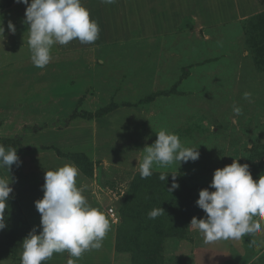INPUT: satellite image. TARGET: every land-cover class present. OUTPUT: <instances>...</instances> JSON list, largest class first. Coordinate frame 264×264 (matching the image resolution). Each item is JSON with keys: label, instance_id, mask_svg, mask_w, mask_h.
I'll return each instance as SVG.
<instances>
[{"label": "rangeland", "instance_id": "obj_1", "mask_svg": "<svg viewBox=\"0 0 264 264\" xmlns=\"http://www.w3.org/2000/svg\"><path fill=\"white\" fill-rule=\"evenodd\" d=\"M81 2L99 38L53 46L41 69L30 60L26 6L0 0V145L15 148L22 162L0 169L13 188L0 264H20L23 239L41 230L34 202L43 197L44 174L66 163L78 168L77 187L111 225L102 248L76 264H264V230L205 244L189 227L206 215L196 201L216 169L239 159L254 181L264 175V0ZM162 129L198 148L199 159L154 165L141 179L142 150ZM172 175L179 188L168 192ZM127 196L132 205L123 211ZM159 207L165 214L149 219ZM70 258L55 253L43 264Z\"/></svg>", "mask_w": 264, "mask_h": 264}, {"label": "clouds", "instance_id": "obj_2", "mask_svg": "<svg viewBox=\"0 0 264 264\" xmlns=\"http://www.w3.org/2000/svg\"><path fill=\"white\" fill-rule=\"evenodd\" d=\"M26 6L24 24L28 25L27 46L30 60L37 68H45L52 60L51 50L55 45H67L73 40L81 44H93L100 28L90 19L89 11L81 0H14ZM111 5L116 0H100ZM7 31L15 34L11 20ZM5 37L4 19L0 16V45ZM252 94L245 92L243 98L251 102ZM236 116L242 108L233 106ZM157 139L142 152L139 168L141 179L152 175L153 166L168 167L178 162H195L199 159L198 148L185 147L180 137L167 130L156 133ZM234 159L230 165L216 169L209 188L199 191L196 205L206 214L205 217L191 219L189 227L198 230L205 244L218 241L240 240L246 235L264 230V175L254 181L247 164L241 165ZM22 162L15 148L6 149L0 145V169L8 173L13 165ZM79 170L74 164H64L56 170L46 171L42 199L34 202L41 216L40 231L33 228L22 241L20 264H43L55 253L67 252V264H76L85 252L99 250L110 231V221L99 209L92 207L82 189L77 187ZM169 175L161 174L159 179L167 181ZM173 183L168 189L179 188L172 175ZM9 178L0 176V231L6 227V210L13 188ZM165 214L163 208H155L148 213L149 219ZM258 217V218H257Z\"/></svg>", "mask_w": 264, "mask_h": 264}, {"label": "trees", "instance_id": "obj_3", "mask_svg": "<svg viewBox=\"0 0 264 264\" xmlns=\"http://www.w3.org/2000/svg\"><path fill=\"white\" fill-rule=\"evenodd\" d=\"M135 188H137V190H139V189H142L143 187H140L141 186V184H135ZM124 203H125V205H124V208H123V211H125L126 210V208H128V211H129V207H130V205H132V199H131V197L130 196H127L126 197V199H125V201H124ZM153 234V233H152ZM149 251H147L146 250V253L144 252L143 254H142V256L143 257H147L149 260H150V256H151V253H148ZM152 252V251H151ZM153 253V252H152ZM140 255H141V253H140ZM146 261V260H145ZM147 262V261H146Z\"/></svg>", "mask_w": 264, "mask_h": 264}]
</instances>
